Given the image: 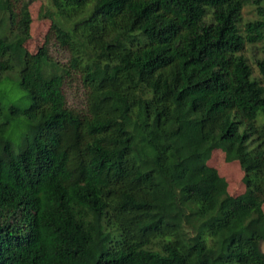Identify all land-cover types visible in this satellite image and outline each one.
<instances>
[{
  "label": "trees",
  "instance_id": "trees-1",
  "mask_svg": "<svg viewBox=\"0 0 264 264\" xmlns=\"http://www.w3.org/2000/svg\"><path fill=\"white\" fill-rule=\"evenodd\" d=\"M33 1L0 0V85L30 101L0 93V264H264V0H50L31 53Z\"/></svg>",
  "mask_w": 264,
  "mask_h": 264
},
{
  "label": "rangeland",
  "instance_id": "rangeland-1",
  "mask_svg": "<svg viewBox=\"0 0 264 264\" xmlns=\"http://www.w3.org/2000/svg\"><path fill=\"white\" fill-rule=\"evenodd\" d=\"M53 9L54 8L50 0H35L30 5V13L32 17L31 35L30 39L25 44V47L29 52L37 53L41 47L47 44L52 23L50 19L46 18V13L47 11ZM250 9V6L245 8L243 14L244 19L245 17H248V10ZM49 48L51 57L60 63H67L70 59V54L64 48L60 47L59 43H57L55 39L51 38ZM254 50L257 52L258 57H264V50H262L261 44H257V46H248L245 50V54L250 57L252 56ZM252 63L255 65L254 59H252ZM12 76L16 77L17 75L12 73ZM5 91H9L13 98H17V104L21 106H26L30 102L29 100H25L26 98L21 99L24 93L17 89L15 85L13 86L9 83L0 85V93ZM66 96L70 107L75 109L84 107L85 99L76 81H74L72 85L67 86ZM9 119L12 120L11 137L15 143H18L21 141V135L25 131L24 126L17 125V122L22 121V119H12L8 112L5 111L2 120ZM208 164L215 167L219 173L229 181V192L231 194L240 195L247 191V187L243 182L244 170L242 169L240 163L238 161H226L223 150H214Z\"/></svg>",
  "mask_w": 264,
  "mask_h": 264
}]
</instances>
